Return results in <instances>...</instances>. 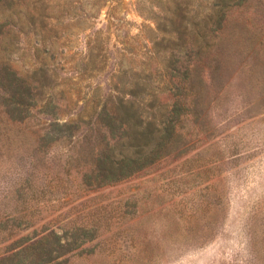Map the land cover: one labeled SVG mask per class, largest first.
Segmentation results:
<instances>
[{"label": "rangeland", "instance_id": "374dc122", "mask_svg": "<svg viewBox=\"0 0 264 264\" xmlns=\"http://www.w3.org/2000/svg\"><path fill=\"white\" fill-rule=\"evenodd\" d=\"M48 1L51 14L77 2ZM103 2L92 31L107 38L104 74L82 85L76 81L73 65L92 33L75 36L68 20L49 21L39 41L31 32L21 35L9 66L18 72L34 68L33 53L45 36L58 49L56 62L63 68L58 83L69 108L81 106L89 85H100L104 94L119 60L139 73L152 72V83L162 89L159 99L171 108L174 90L164 88L169 79L152 49L155 23L139 12L137 0ZM28 4L24 0L10 9L27 10ZM9 7L0 1V14ZM10 32L0 41L4 47ZM257 50L241 67L244 56L234 57L222 72H232L224 85L207 83L209 107L180 124L187 152L118 183L86 185L82 172L63 169L59 150L43 169L29 155L14 153L7 136L0 135V264H38L47 252L56 258L52 264H264V46ZM249 72L254 80L261 75L251 87L253 81L244 79ZM65 120L62 115L59 121ZM5 125L0 114V129ZM29 222L32 227L24 229ZM12 224L21 225L19 231H11Z\"/></svg>", "mask_w": 264, "mask_h": 264}, {"label": "trees", "instance_id": "16d2710c", "mask_svg": "<svg viewBox=\"0 0 264 264\" xmlns=\"http://www.w3.org/2000/svg\"><path fill=\"white\" fill-rule=\"evenodd\" d=\"M4 1L10 7L0 14L4 21L0 41L9 30L11 41L5 47L0 43V114L7 120L0 135L7 136L14 153L29 155L43 169L49 168V155L59 150L63 169L82 172L81 181L94 188L118 183L164 158L187 152L189 140L180 124L194 111L204 113L209 107L207 83L224 85L232 72L226 76L222 72L232 66L235 56H244L238 63L241 67L245 57L257 55L258 47L264 46V0H137L139 12L156 25L152 49L169 79L170 86L164 88L174 90L172 107L159 99L162 89L152 83V72L139 73L119 60L104 94L100 85H89L90 95L81 106L69 108L58 83L63 71L56 62L58 49L47 44L45 36L33 53L34 68L18 72L9 61L19 50L21 35L31 32L39 41L40 30L49 21L68 20L73 21L75 36L92 33L73 65L76 81L82 85L101 76L108 67V43L101 32L92 31V22L103 0H77L74 7L66 2L56 14L48 11V0H29L27 10L10 9L24 0ZM252 75L244 74L245 80L253 81L250 87L261 76L254 80ZM62 115L64 122L59 121ZM19 227L12 224L11 231ZM30 227L29 222L24 229ZM51 253L38 264H52L56 258Z\"/></svg>", "mask_w": 264, "mask_h": 264}]
</instances>
